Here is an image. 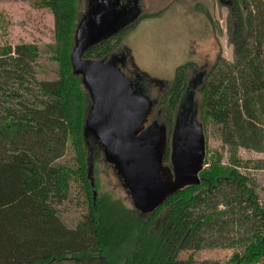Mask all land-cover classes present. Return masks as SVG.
<instances>
[{
  "label": "trees",
  "instance_id": "16d2710c",
  "mask_svg": "<svg viewBox=\"0 0 264 264\" xmlns=\"http://www.w3.org/2000/svg\"><path fill=\"white\" fill-rule=\"evenodd\" d=\"M23 1L53 18L46 52L56 70L53 80H39L38 47L0 37V264H219L182 258L217 249L231 251L225 264H264V201L236 155H264V0L226 1L233 60L219 56L197 79L199 123L228 148V161L207 154L200 184L149 215L99 192L96 180L93 199L83 136L91 100L70 64L78 0ZM195 69L178 67L161 97L168 135ZM72 192L84 214L68 228L59 208Z\"/></svg>",
  "mask_w": 264,
  "mask_h": 264
},
{
  "label": "rangeland",
  "instance_id": "374dc122",
  "mask_svg": "<svg viewBox=\"0 0 264 264\" xmlns=\"http://www.w3.org/2000/svg\"><path fill=\"white\" fill-rule=\"evenodd\" d=\"M226 1L141 0L144 19L122 39L121 45L126 49L121 46L117 51L129 55L138 71L148 76L142 83L144 95L154 104L149 123H162L159 104L166 91L164 87L160 91L153 80L167 87L174 79L176 69L185 64L195 65V73L190 75L193 78L207 72L219 56L232 62L233 50L227 37L229 10ZM0 37L1 43L12 46L36 45L40 50L37 78H55V65L49 61L46 52L47 46L53 42V18L47 10L36 9L23 0H0ZM194 99L198 109L201 97L196 93ZM204 137L205 158L207 154L208 157L219 154L222 162L226 163L230 157L228 148L213 137L211 130L207 129ZM236 155L249 163L250 169L240 170V173L250 177L260 200L264 201V168L254 170L258 162L264 167V155L240 149ZM91 161L92 177L98 182L99 192L109 194L130 207L129 194L112 166L92 150ZM59 212L63 223L73 228L84 214V206L78 195L72 192L69 201L59 208ZM231 254L228 250H203L195 254L185 253L182 258L192 256L197 262L225 264Z\"/></svg>",
  "mask_w": 264,
  "mask_h": 264
},
{
  "label": "water",
  "instance_id": "95a60500",
  "mask_svg": "<svg viewBox=\"0 0 264 264\" xmlns=\"http://www.w3.org/2000/svg\"><path fill=\"white\" fill-rule=\"evenodd\" d=\"M85 43L82 40L73 48L70 64L91 100L83 136L93 199L96 191L88 137L100 145L105 161L127 190L132 207L141 215H149L179 191L200 184L205 161L203 128L194 123L188 135L186 130L177 133L171 143L170 166L165 165L166 128L157 121L149 123L154 105L114 66L82 59Z\"/></svg>",
  "mask_w": 264,
  "mask_h": 264
},
{
  "label": "flooded vegetation",
  "instance_id": "af4514ba",
  "mask_svg": "<svg viewBox=\"0 0 264 264\" xmlns=\"http://www.w3.org/2000/svg\"><path fill=\"white\" fill-rule=\"evenodd\" d=\"M140 2L141 0H78V21L74 32V47L82 40H86V48L82 59L109 63L128 78L138 92L142 91L144 95L145 91L142 81L147 79L148 76L138 71L129 55H123L122 51H117L121 46L125 47L121 45V42L126 34L138 22L144 19ZM79 28L81 31L77 35L76 33ZM77 37L79 38V42L76 41ZM198 77H200V74L189 81L186 87L189 92L185 93V96L178 105L173 127L169 135L166 130V150H168L169 157L168 166H170L171 143L177 133L186 130V135H188L193 124L199 123L197 104L194 99L198 88ZM153 83L160 88V91L163 87L165 90L168 87L154 80ZM164 89L163 91H165ZM165 165L167 164L165 163Z\"/></svg>",
  "mask_w": 264,
  "mask_h": 264
}]
</instances>
